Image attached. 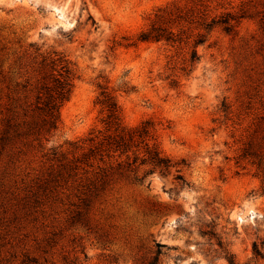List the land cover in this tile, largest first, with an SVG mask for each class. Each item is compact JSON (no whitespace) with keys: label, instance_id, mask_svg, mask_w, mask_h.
Masks as SVG:
<instances>
[{"label":"rangeland","instance_id":"1","mask_svg":"<svg viewBox=\"0 0 264 264\" xmlns=\"http://www.w3.org/2000/svg\"><path fill=\"white\" fill-rule=\"evenodd\" d=\"M173 6L224 21L192 67L195 23L174 28L187 45L137 41ZM53 51L72 92L45 135L31 110ZM104 88L125 126L154 122L161 151L186 164L179 177L139 184L144 168L123 157L99 179L73 169L72 144L103 127ZM158 252L157 264H264V0H0V264H149Z\"/></svg>","mask_w":264,"mask_h":264},{"label":"trees","instance_id":"2","mask_svg":"<svg viewBox=\"0 0 264 264\" xmlns=\"http://www.w3.org/2000/svg\"><path fill=\"white\" fill-rule=\"evenodd\" d=\"M197 18L199 20L195 21ZM181 23H195L197 24L195 29L205 31V33L197 32L192 40L189 59L186 60L189 67H192L199 59L197 46L206 41L213 28L221 23L224 25V21L220 22L215 18L208 20L206 13L196 16L194 8L180 9L174 6L160 8L156 10L154 21L149 28L138 35L137 41L165 42L171 46L187 45L193 36L186 35L182 29L178 32L174 31V28L181 26ZM39 64L42 76L35 87V102L31 112L37 119L32 127L40 134L49 135L57 130L60 109L70 98L73 73L70 61L65 55L56 51L41 55ZM183 70L186 71V67ZM171 85L175 86L176 82L172 81ZM96 104L101 107L100 112L103 117L100 122L103 127L92 130L87 138L72 144L74 150L80 151L75 158L78 164L73 163V169L77 170L79 165H82L85 173L99 179L103 170L101 164L115 157L119 159L123 157L127 168H144L143 175L135 177V181L139 184L144 182L147 175L153 173L168 176L174 172L176 178L180 176L186 164L184 160L176 161L161 151L156 142L153 121L145 120L134 127L125 126L116 97L106 88L99 93ZM254 249L256 256L259 257L260 252L256 245ZM159 255L160 252L149 264H157ZM228 263L235 264L233 259H229Z\"/></svg>","mask_w":264,"mask_h":264}]
</instances>
